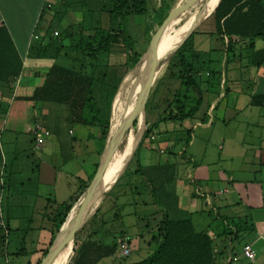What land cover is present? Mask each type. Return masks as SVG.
<instances>
[{"label": "crops", "instance_id": "0c3cea01", "mask_svg": "<svg viewBox=\"0 0 264 264\" xmlns=\"http://www.w3.org/2000/svg\"><path fill=\"white\" fill-rule=\"evenodd\" d=\"M48 3L53 2L0 0V26L7 29L17 52L23 59L20 75L8 86L0 85V136L8 154V168L3 171V179L0 180L6 192L2 206L6 222H1V225H4L9 236L14 237L12 240H19L22 244L26 242L33 244L34 247L29 251L30 264H35L41 258L42 251L49 244L51 222L54 220L58 206L70 202L71 198L78 194L79 187L85 183L89 185L105 147V143L101 141L99 128L92 129L93 126L89 125H81L78 128L75 127L78 124L73 125L68 121L66 106L26 99L42 84L43 76L52 64L51 59L31 56L29 51L40 39L42 28L38 30L37 27ZM66 18L61 20L59 28L71 24ZM202 20L192 33L197 31ZM43 21L40 27L47 23L46 20ZM214 30L215 26L212 31L201 32L202 37L214 38ZM258 41L254 42L253 48L247 50L249 61L252 52L263 47ZM194 48L206 53L199 77L204 72L206 77L211 78L212 73L204 70L206 63L216 61L211 57V52L215 48L202 49L195 42ZM219 48L225 50L223 45H219ZM240 48L241 45H236L231 52L234 59L241 56ZM228 57L226 53L225 62H228ZM263 65L264 63L257 70L259 71ZM200 80V85L202 83L205 85L202 90L206 93L205 109L200 116H197L200 127L207 131L213 126L214 120L211 117L215 111L218 112L221 122L227 129L230 127L233 129L230 124L236 121V118L247 116L249 120L242 123L241 127L247 130L250 125H254L255 132L249 129L244 133L254 136L256 141L244 142L242 137L241 142L227 144L229 150L228 154L226 153L227 160L223 161L219 155L217 164L203 159L198 162L190 153L185 160L184 168L193 192L191 189L187 192L186 212L192 219L203 213V209L209 208V213L215 216L216 222L205 224L203 230L212 239L216 256L222 253L221 245L224 249L227 245L233 248V240L238 239L239 236L241 238L246 236L241 241L240 248L249 244L252 247L253 257L247 259L241 256L248 262H255L264 253L262 250L264 246V107L255 106L251 101L254 96L264 94V77L257 74L246 81L238 80L242 87L236 93L225 87L227 79H222L220 82L211 79ZM36 123H40L50 132V136L40 145H36L33 139L32 129ZM231 139L234 141V135ZM189 145L191 147V143ZM221 149L223 150L224 147L222 146ZM236 154L240 157L235 158ZM116 167L115 164L109 169L108 176L118 172L119 168ZM135 169L129 172L134 173ZM196 196L200 204L197 203ZM109 227L108 224H104L101 226L102 231L104 230L102 235L97 233L92 238L104 243L111 242L113 237L110 241H105L109 234L106 229ZM220 230L222 231L218 232ZM119 234H125L129 239L125 232L120 231ZM9 244L10 240L7 241V246ZM25 253L24 248H18L12 254L19 256ZM238 255L232 251L228 262L238 261ZM108 258L110 257L100 259L97 264Z\"/></svg>", "mask_w": 264, "mask_h": 264}, {"label": "trees", "instance_id": "16d2710c", "mask_svg": "<svg viewBox=\"0 0 264 264\" xmlns=\"http://www.w3.org/2000/svg\"><path fill=\"white\" fill-rule=\"evenodd\" d=\"M51 1L53 3L45 6L39 20V24L43 20L47 22L44 26L37 27V29L42 28L40 39L29 51L31 56L51 59L52 64L43 76L42 84L36 87L32 95L26 99L35 102H54L66 106L68 121L71 124L99 128L101 141L104 142L110 129L111 103L119 83L141 57V54L136 51L135 38L128 31L126 20L130 15L146 13V0ZM187 1L185 0L184 3ZM187 8L182 10L169 28L176 21L188 18L186 17ZM209 8L212 10L215 8L212 13L215 23L213 34L225 47L226 53L233 52L237 45L232 41V36L237 37L243 44H247L248 48H253L256 40L262 41L263 47L254 50L250 59L252 66L260 67L264 63V0H213ZM78 11L81 14L86 13V16L80 15V18L73 20L71 24L59 28V23L64 17L70 12ZM50 12L52 16L56 13L59 15L52 19ZM165 14L166 8L162 6L155 10V16L160 24L166 19ZM103 16L107 17V28L101 23ZM198 20L199 17L194 24H197ZM54 30H57V36L53 35ZM176 33L177 31L173 30L163 35L157 47H165ZM193 34L194 32L188 34L184 43L174 53L171 60L173 62L168 67L169 73L166 77L173 83H177V87L170 90L168 96L164 98L165 106L162 109V115L150 123L152 103L149 101L148 107L146 106L148 126L134 157L145 139L152 141L151 137L158 134L157 127L160 123L193 118L203 103L206 93L201 89L199 74L205 62L206 53L194 48ZM225 38L228 40L227 43L224 41ZM71 43L75 52L73 56L67 52V49H72ZM114 49L118 50L120 60L115 58L116 60L112 61ZM22 66L23 59L17 52L12 38L7 29L0 26V85L8 86L20 75ZM127 79L129 83V75ZM94 84L97 85L96 90H94ZM191 92L193 95L190 94ZM133 94L134 92L127 100ZM137 96L138 94H135L130 100L128 110L125 111L124 108L119 118L112 121V127L118 125L123 116L128 118ZM251 103L264 107V94L254 96ZM137 123L138 120L135 119L132 126H136ZM189 133L190 130H186L187 136ZM134 173H140V168H136ZM87 185L88 183H85L79 187L78 194L73 196L70 202L58 206L54 220L51 222L49 244L35 264H40L47 254L60 225L65 221L72 205ZM98 212L99 208L96 214ZM85 226L84 224L83 228ZM96 234V228L92 229L88 237L78 244L77 249L74 250V258L67 264H97L100 259L115 255L122 241L129 242L125 234H119L113 237L111 242L104 243L92 238ZM77 236L78 232L74 238ZM2 241L5 243V238ZM151 241L156 244L155 250L146 258L130 264H215L216 254L212 239L205 231H196L190 217L171 219L164 214L158 223L157 234L151 238ZM64 249L52 264L58 263Z\"/></svg>", "mask_w": 264, "mask_h": 264}, {"label": "rangeland", "instance_id": "374dc122", "mask_svg": "<svg viewBox=\"0 0 264 264\" xmlns=\"http://www.w3.org/2000/svg\"><path fill=\"white\" fill-rule=\"evenodd\" d=\"M184 1L185 0H146V13L142 15H130L127 18L126 24L128 31L135 38L136 51L139 52L141 56L145 52L151 36L161 25L155 16V10L159 6L166 8L165 15L167 17L169 14L179 9L184 4ZM208 3L209 0H203V2L201 0H194V2L186 10V17H189L191 14L198 13L201 9L203 10V13L199 16L198 20L199 23L203 19L202 24L198 26L199 28L197 27L198 29L193 34V39L195 44L202 47V49L207 47L215 48L211 52V57L216 61L214 63H206L204 70L212 73L211 78L206 77L204 72L200 78L202 80L211 79L216 82H220L222 79H227L225 87L230 88L234 93H236L242 87L238 80L246 81V79H252L257 74L264 77V65L258 71L256 67L250 64L249 52L247 51L248 47L247 44L243 43L240 44L242 46V48H240L241 56L234 59L231 52H229V60L228 62H225L226 52L224 49L219 48V45L221 44L216 40V37H210V39L202 37L201 32L212 31L215 26L212 17L214 9H205ZM49 15L52 16V13ZM58 15L59 13H56V15L52 16V19L57 18ZM80 15L86 16V13L81 14L79 11L70 12L66 16V20L71 23L73 20L75 21V19H79ZM43 22L44 21H41L38 27L42 25ZM101 23L107 28V17L103 16ZM183 23L184 20L176 21L173 24L174 29L172 30L175 32L177 31L176 34L180 36V38L175 42L172 48L178 45L186 30L191 25H195L188 24L183 28V30L178 32ZM176 34L172 36L171 40L176 36ZM258 43L263 44L261 40H259ZM71 44L72 49H67V52L73 56L75 55V52L73 43ZM164 48L165 47H157L154 50V60L159 61L160 51ZM113 52L112 61L116 59L120 60V58H118V50L114 49ZM174 53V51L168 52L154 68L153 77L145 100V119L147 118L146 106L148 103L151 102V106L153 107L152 108L150 106L152 109V116L149 117L150 123L162 115V109L165 106L163 103L164 98L168 96L170 90L172 91L177 87V83H173L170 78L166 77L169 73L168 67L170 63L173 62L171 60H173ZM140 68L141 62L139 59L134 68L129 70L120 81L111 103V125L112 121L119 118L120 112L126 107L127 98L134 92L139 78ZM126 75L130 76V80L128 81L129 83H127L128 79ZM231 79L235 80L230 81ZM96 87L97 85L94 84V90H96ZM203 88H205V85L202 83L201 89ZM190 94L193 95V92ZM204 98L205 102L202 103L200 110L196 113L195 117L183 121L160 123L157 127L158 134L154 135L155 139H151L152 141L145 139L143 141L142 145L137 150L135 157L133 154L118 179H116L115 183L109 186L118 174V172H114L111 176H108L109 169L116 164V168H119L120 170L141 129V116L138 115L136 117L138 120L137 125L134 127L131 126L125 132L120 144L110 160L108 167L106 168L100 184L98 185V190L105 187L107 188L106 192L97 201V204L99 203V212L96 214V211H92L86 217L84 221V224L86 225L85 228L82 226L78 231V236L76 238L73 237L70 243L65 246V251L61 255L57 264L69 263L75 256L74 250L77 249L78 244L88 237V234L92 229L96 228L97 233L102 235L104 230L102 231L101 226H104V224H108V226H110L106 229V232L109 234L106 239L104 238L105 241H110L112 237L117 236L120 231H123L129 236L128 247L130 249V253L128 256H120L118 248L115 255L105 259L99 264H130L138 262L146 258L155 250L156 244L151 241V238L157 234L158 223L163 218L164 214H167L171 219L189 217V214L186 212L188 208L186 195L190 189L193 192V187L191 188L188 184L189 179L187 171L184 167H186L185 160L190 156V153H192L194 159L198 162L203 159V161L208 160L212 164H217L219 155L223 161L227 160L226 153L229 152L227 144L231 142L234 143L236 141L237 143L241 142L242 137L244 142L256 141L254 136H249L244 133L249 129L252 130V132H255L256 129L254 125H250L247 130H244V127H241L242 123L249 120L247 116L236 118V121L230 124V126H233V129H231V127L227 129L221 122V117L218 112L215 111L211 117L214 120L213 126L207 131L202 129V127H200L197 123L199 119L197 116H200L201 112L205 109L206 96ZM147 126L148 125L146 124V128ZM75 127L80 128L81 125L78 124L75 125ZM116 127L117 124L109 129L104 143H106V140L111 136ZM93 128L94 127H92V129ZM186 130H191L189 136H187ZM233 135L234 141L231 139ZM142 138L139 144L141 143ZM207 139L210 140L206 141ZM190 143L191 147L189 145ZM222 146L224 147L223 150L221 149ZM241 155L243 156V154ZM237 157L240 156L236 154L235 158ZM7 158V150L5 149L3 140L0 136V180L3 179V171H6L8 168ZM134 168H140V173L135 174L133 172H129L134 170ZM5 194L6 192H4L0 183V264H30L31 254L29 251L32 247H34L33 244L30 242L22 244L19 240H12L14 237L9 236L6 229H4V225H1V222H6L2 213L3 202L6 198ZM195 198L197 203L200 204L199 198L197 196ZM208 209H203V213H199L191 219L196 231H202L205 229V224H213L216 222L215 216L212 215V213L210 214ZM74 214L75 210L69 215L67 214V220H70ZM221 231L222 230L218 232ZM245 237L246 236H242L241 238V236H239L238 239L233 240V248L227 245L224 249L221 245L222 253L216 256L215 264H264V253L262 254V257L255 262H248L241 256L240 243L245 239ZM4 238L6 241L5 243L2 241ZM8 238L10 240V244L7 246V241H9ZM227 240L229 242V237H227ZM16 241H18V243ZM262 247V250H264V246ZM18 248H24L26 253L19 256L12 254L15 249ZM232 251L239 254V260L229 263L228 261L231 259ZM6 252L8 253L7 255Z\"/></svg>", "mask_w": 264, "mask_h": 264}, {"label": "water", "instance_id": "95a60500", "mask_svg": "<svg viewBox=\"0 0 264 264\" xmlns=\"http://www.w3.org/2000/svg\"><path fill=\"white\" fill-rule=\"evenodd\" d=\"M220 1V0H219ZM193 0H188L185 2L179 9L176 11L172 12L169 14L166 19L162 22V24L158 27L156 32L151 36L148 46L143 53V55L140 57V62H141V68L139 72V78H138V84H136V90L134 91V94L130 96V98L127 100V104L125 107V111L128 110V104L130 100L133 98L135 94H138V100L135 105V109L131 111V116L130 117H125L119 121L117 127L115 130L112 132L111 136L106 140L104 151L102 154V157L99 161L97 170L95 172V175L93 179L90 181L89 185L86 187L84 192L81 194V196L78 198V200L74 203V205L71 207L70 211L68 212V215L76 210L74 216L66 221H64L49 249L47 254L45 255L44 258H42L40 264H50L57 253L66 245L68 240L71 238L73 239L74 235L81 229V227L84 224V221L86 217L93 211L95 212L98 209L99 203L97 204L98 199L106 192V187L103 189L98 190V185L100 184L103 175L106 171V168L108 167L110 160L116 151L118 145L120 144L125 132L133 125L134 120L138 115L141 116L142 119V124H141V129L137 135L136 140L134 141L130 152L121 166L120 170L118 171L117 176L115 177L114 181L109 184L111 186L113 183H115L116 179H118L119 175L121 174L122 170L126 166V164L129 162L130 158L134 154L142 136L146 128V119H145V100H146V95L148 92V88L150 85V82L153 77L154 73V68L156 64L158 63L157 60H154L152 57V54L154 50L156 49L160 39L164 35V33L168 30L169 26H171V23L182 13V10L187 8ZM219 3V2H218ZM217 3V4H218ZM217 6V5H216ZM215 6V7H216ZM215 9V8H214ZM198 24V23H197ZM195 25H191L186 32L183 34L181 40L179 41L178 45L172 48L170 51L176 52L180 45L183 43L185 38L190 34V32L193 31L195 28ZM120 88V87H119ZM112 113V111H111ZM112 127L110 123V128ZM108 186V187H109ZM68 217V216H67Z\"/></svg>", "mask_w": 264, "mask_h": 264}, {"label": "built area", "instance_id": "2783aa9c", "mask_svg": "<svg viewBox=\"0 0 264 264\" xmlns=\"http://www.w3.org/2000/svg\"><path fill=\"white\" fill-rule=\"evenodd\" d=\"M49 6V3L47 4ZM54 36H57V30H54L53 32ZM233 42H236L238 46L242 43L237 37L232 36L231 37ZM225 43H227V38L224 39ZM33 133V139L36 145H40L43 140L50 136V132L46 130L40 123H36L32 129ZM151 139H155V136H152ZM162 152V150H161ZM120 256H128L130 253V249L128 247V243L126 241H122L119 246ZM241 255L244 258L252 259L253 257V251L252 247L249 244H245L241 247ZM235 260V258H234Z\"/></svg>", "mask_w": 264, "mask_h": 264}, {"label": "bare ground", "instance_id": "6f19581e", "mask_svg": "<svg viewBox=\"0 0 264 264\" xmlns=\"http://www.w3.org/2000/svg\"><path fill=\"white\" fill-rule=\"evenodd\" d=\"M202 2H203V0H201ZM212 1L213 0H209V3H208V5L206 6V8L205 9H207V8H209L210 7V5H211V3H212ZM203 13V10L201 9L198 13H196V14H192V15H190L186 20H184V23H183V25H181L180 26V30L178 31V32H180L181 30H183V28L185 27V26H187L188 24H194L195 22H196V20H197V18L201 15ZM172 29H174L173 28V26L172 27H170L165 33H164V35L166 34V33H168V32H171V31H173ZM182 35V34H181ZM180 38V36H178L177 34H176V36L165 46V48L164 49H162L161 51H160V56H159V61H161L163 58H164V56L168 53V52H170V50L172 49V47H173V45L175 44V42L178 40ZM177 45V44H176ZM153 54H154V52H153ZM153 54H152V57H153ZM158 61V62H159ZM138 97V96H137ZM137 100H138V98L136 99V102H137ZM136 102H135V105H136ZM135 105H134V108H133V110L135 109ZM132 110V111H133ZM132 113V112H131ZM131 113L129 114V116L131 115ZM128 116V117H129ZM71 240V238L68 240V242ZM68 242L66 243V245L68 244ZM65 245V246H66ZM65 246L57 253V255L55 256V258L53 259V261L50 263V264H52L54 261H55V259L58 257V255L61 253V251L65 248Z\"/></svg>", "mask_w": 264, "mask_h": 264}]
</instances>
